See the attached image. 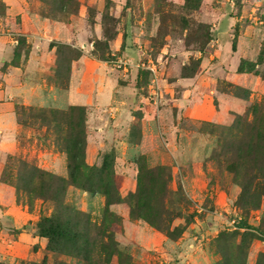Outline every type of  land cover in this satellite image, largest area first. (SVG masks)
Here are the masks:
<instances>
[{
    "label": "rangeland",
    "instance_id": "rangeland-1",
    "mask_svg": "<svg viewBox=\"0 0 264 264\" xmlns=\"http://www.w3.org/2000/svg\"><path fill=\"white\" fill-rule=\"evenodd\" d=\"M16 1L21 8L16 7L15 12L8 6L13 0H0V38H6L13 49L12 60L0 65V90L4 92L3 78L10 70H21L28 79L35 40L29 42L22 33L29 27V34L36 35L31 20L52 24L47 34L55 71L36 75L43 85V107L20 104L5 92L0 95L3 103L12 106L19 125L7 146H2L4 135L0 133V150H4L0 156V264H87L58 254L53 260L46 256L39 262L30 261L40 245L33 247L20 236L33 227L40 237L37 225L54 215V206L35 195L17 192L14 175L4 176L10 160L9 165L22 161L65 179V205L88 215L95 224L110 225L119 250L133 264H236L234 252L226 247L240 243L243 234L255 236L251 246L255 241L264 243V200L258 209H243L239 205L241 180L232 171L255 168L256 153L262 150L248 149L258 142L264 144V110L255 117L252 113L256 104L264 105V0ZM249 39L256 41L254 47L247 45ZM239 42L241 46L246 43L243 52L248 57L235 54L241 48ZM83 57L94 63L86 67L90 80L100 85L111 78L129 106L117 129H113L115 118L109 113L110 120L101 127L110 125L111 139L95 140L104 144V153L90 151L89 159L85 155L84 164L70 178L67 156L61 152L65 127L56 130L54 124L45 126L30 116L40 109L84 107L87 135V107L70 86L73 68ZM236 57L235 76L226 77L223 70ZM188 79H195V86L187 85ZM19 106L26 109L20 116L25 125L18 122ZM252 123L255 129L250 132L247 126ZM59 138L62 140L57 141ZM105 163L123 199L110 206L108 213L106 197L94 192L99 180L107 183L111 179L100 172ZM139 168L170 175L163 204L170 216L162 228H169L173 237L130 217L125 202L138 185L144 195L155 198L153 180L147 174L140 180ZM13 171L15 168L9 172ZM253 183L262 181L255 178ZM5 217L11 219L9 223ZM14 220L22 229L12 225ZM244 223L252 229L241 228ZM222 235L226 236L223 242ZM40 238L45 250L52 253L48 240ZM19 242L23 244L18 247ZM261 255L264 253L250 261L249 250L245 264H264ZM111 264H119L117 257Z\"/></svg>",
    "mask_w": 264,
    "mask_h": 264
},
{
    "label": "trees",
    "instance_id": "trees-1",
    "mask_svg": "<svg viewBox=\"0 0 264 264\" xmlns=\"http://www.w3.org/2000/svg\"><path fill=\"white\" fill-rule=\"evenodd\" d=\"M25 110L23 106L16 108L18 122L22 125L26 124L20 118ZM32 110L31 108L28 109V111ZM260 110H264V105L256 104L252 108L253 116L255 117V114ZM35 111L37 112L36 115L33 114L30 117L41 120L45 126L54 124L56 130L61 126L65 127V143L61 152L67 156L69 177L73 178L77 167L82 166L85 162L87 137L85 108L73 106L66 111L43 109ZM253 129H255L253 123L247 126L248 131L251 132ZM258 135L260 136L262 133L258 131ZM261 138L263 139V137ZM60 140L62 139H57V141ZM249 148L248 150H262L261 154L256 153V157H259L258 165L253 169L243 166L232 171L235 173L236 178L241 180L239 186L242 193L239 198V205L243 209L250 207L258 209L264 200V144L258 142ZM10 161H8L5 168L4 176L8 175L10 177L14 175L15 180L12 184L17 192L23 191L28 196L35 195L37 199L49 201L54 206V215L42 218L37 225L39 236L48 240V251L78 259L87 264H111L114 257H117L119 264H133L130 262V257L119 250L114 233L110 231V225L108 226L105 222L101 225L95 224L88 215L78 210H72L65 205L64 199L68 185L65 179L54 174H46L44 171L29 166L22 161H16L15 165H9ZM12 168H15V172H9ZM139 169L141 171H139L140 180L145 174L153 180L151 188L155 193V198L144 195V189L141 188V185H138L137 191L134 194H130V198L125 203L129 205L132 219L142 220L161 232L163 229L162 223L168 220V216H170L168 210L163 207L164 202L167 200V182L170 179V175L159 171L155 175L151 170L143 172L142 168ZM100 172L111 176L110 172L112 170L108 163H105ZM255 178L260 179L262 183L254 185ZM23 182L25 183L24 186ZM260 184L262 185L260 186ZM97 185V191L94 192L106 197V213L109 212L110 206L123 202L112 176L107 183L99 180ZM90 192L92 193L93 191ZM152 208L155 210L146 213ZM240 227L252 229L245 223L241 224ZM262 227L264 228V224ZM163 231L167 233L168 237H173V232L169 228L163 229ZM254 239L255 236L252 234H243L240 243L226 247V250L234 252L232 255L236 259V264L246 263L248 252ZM220 240L222 242L223 240L225 241L226 236L222 235ZM260 257H264V255ZM226 259L227 255L225 254L224 260ZM224 263L227 264L226 262Z\"/></svg>",
    "mask_w": 264,
    "mask_h": 264
},
{
    "label": "crops",
    "instance_id": "crops-1",
    "mask_svg": "<svg viewBox=\"0 0 264 264\" xmlns=\"http://www.w3.org/2000/svg\"><path fill=\"white\" fill-rule=\"evenodd\" d=\"M14 1V4L11 2L8 4L12 8L13 11L16 12V7L21 8V4L19 1ZM23 18H25L22 15ZM32 26L34 28V33L36 34L31 35L29 34V27L25 30H23L22 35L27 36L29 38V42L34 41V47L32 52L29 55L28 65H29V71L28 73V79H26V74H22L21 70L15 69L10 70L7 75L4 76V92L7 96L12 97V100H15V102H19L20 104L27 105V106H40L45 105L44 102V95H43V85L41 83L40 78L37 81L36 75H45V74H51L54 69V62H51V60L54 57V52L49 50L48 44L51 42V38L47 34L52 29H48V27L52 28V24L49 23L47 20L43 19H36L31 20ZM58 27V26H57ZM54 28V30L58 31V29ZM57 33V32H55ZM42 35V36H41ZM46 37L44 38L43 37ZM50 38V39H49ZM6 39V38H5ZM4 38H0V65L4 63H9L13 58V49L9 46L8 42L5 41ZM49 39V40H48ZM39 43H38V41ZM41 42V43H40ZM247 45L254 47L256 44L255 40H247ZM37 44L40 46L42 45V48L38 50ZM246 44V43H244ZM244 44L241 46V42H239V46H241L240 49H238V52L235 54L240 56H247L245 52H243L245 46ZM231 43L229 44V47L227 48V51L231 50ZM244 54V55H243ZM248 57V56H247ZM249 57H253V52ZM234 58V57H233ZM237 58V57H236ZM239 58L235 61V59H232V62H230V66L226 68V70H223V72L227 76H235ZM50 63V64H49ZM52 63V65H51ZM87 64H94L91 60H89L87 57H83L80 59V62L76 64L73 68V74L70 77V86H74V92L76 93L79 102L81 105H84L86 108V112L88 115L87 119V160L91 156L92 150L96 151L97 155H99V151H104V144L102 142H96L95 140H99L104 137H109L111 139V132L112 130L110 125H108L105 129V127H101L102 122H106L107 120H110V116L114 117L115 124L113 126V129L119 128V124L123 119H125V116L127 114V108L128 104L123 103V100L121 99L120 95L123 94V91L117 90L115 87V84L113 83L111 78L106 77V83L102 84L99 82L100 85L94 84V79L90 80L88 77L87 72ZM31 71V74H30ZM23 75V76H22ZM237 78L242 81V79L237 76ZM90 80V81H89ZM111 80V81H110ZM187 85L195 86L196 81L195 79H188L185 80ZM3 91L0 90V95L3 97L4 94ZM76 97V96H75ZM120 97V98H119ZM17 100V101H16ZM123 107L122 112L116 113L115 111L119 108ZM12 106L8 105L7 103H3L2 100H0V133H3V142L2 146H7V144H10L11 141L15 139L16 133L19 131V125L16 122V117L14 113H12ZM111 111V112H110ZM109 113L111 114L109 116ZM109 124V122H108ZM110 128V129H109ZM106 130V131H105ZM8 142V143H6ZM96 144H95V143ZM13 144V143H12ZM111 145V144H110ZM4 150H0V156H3ZM7 153V152H6ZM104 153V152H102ZM96 155V156H97ZM94 156V155H93ZM86 160V161H87ZM1 217V216H0ZM2 218V217H1ZM3 219V218H2ZM6 222L9 223V220H11L9 217H5ZM17 221H12V225L18 230L22 229V227L16 226L15 223ZM13 227V226H12ZM26 230V229H25ZM23 229V231H25ZM28 232L27 234H22L20 238L22 241H29L30 245H34L39 243L40 248H38V251L36 253H33V256L30 257V261H37L39 262L41 257H48L49 259L54 257L55 254L49 253L45 250V246L43 243V239L36 236L37 229L33 228L31 230H26ZM31 237V238H30ZM40 238V239H39ZM30 239V240H29ZM21 242L18 243V247L21 246ZM260 253H264V243L255 241L251 248H250V261L257 259L258 255ZM15 256H13L14 258ZM53 260V258H52Z\"/></svg>",
    "mask_w": 264,
    "mask_h": 264
}]
</instances>
